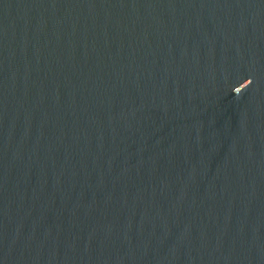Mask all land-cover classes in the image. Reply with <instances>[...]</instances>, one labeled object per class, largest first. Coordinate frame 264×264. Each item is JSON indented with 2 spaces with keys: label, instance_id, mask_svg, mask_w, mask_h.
I'll list each match as a JSON object with an SVG mask.
<instances>
[{
  "label": "water",
  "instance_id": "obj_1",
  "mask_svg": "<svg viewBox=\"0 0 264 264\" xmlns=\"http://www.w3.org/2000/svg\"><path fill=\"white\" fill-rule=\"evenodd\" d=\"M0 264H264V0H0Z\"/></svg>",
  "mask_w": 264,
  "mask_h": 264
}]
</instances>
